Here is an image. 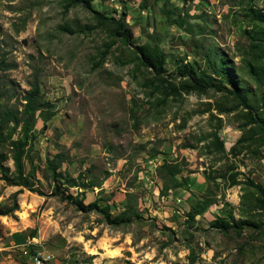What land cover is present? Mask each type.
Segmentation results:
<instances>
[{"label": "rangeland", "instance_id": "374dc122", "mask_svg": "<svg viewBox=\"0 0 264 264\" xmlns=\"http://www.w3.org/2000/svg\"><path fill=\"white\" fill-rule=\"evenodd\" d=\"M257 15L264 0H0V60L13 66L1 102L21 108L38 78L56 111L35 128L34 190L0 180V264H31L24 248L51 264H264ZM144 45L158 47L161 71ZM80 174L93 187L65 184ZM55 185L134 217L110 225Z\"/></svg>", "mask_w": 264, "mask_h": 264}, {"label": "trees", "instance_id": "16d2710c", "mask_svg": "<svg viewBox=\"0 0 264 264\" xmlns=\"http://www.w3.org/2000/svg\"><path fill=\"white\" fill-rule=\"evenodd\" d=\"M94 0H69L71 5H82L90 8ZM257 19L264 23V15H257ZM114 24L117 35L122 36L129 41L131 34L123 29L122 18H110ZM178 25V24H177ZM181 26V24H179ZM140 55L145 62L161 71L164 65L163 56L160 54L158 47L151 48L149 45L137 47ZM13 66L7 63L5 59L0 60V73L12 69ZM227 89V85L223 86ZM56 111L53 110V104L45 101L42 94L38 78L30 84V89L22 97L21 108H12L4 105L0 97V180L5 181L10 186L34 190L36 181V172L34 168L33 149L36 140L35 128L39 120L44 124L48 123ZM11 160L14 169L6 166V161ZM53 162H50L52 164ZM27 165L31 169L27 170ZM52 179L56 183L61 174H58L56 168L51 169ZM82 179L81 174L78 178L65 177L64 182L68 187L89 189L93 187L92 183L79 182ZM53 194L64 201L75 203L80 209L85 211L99 210L105 221L110 225L120 226L132 221L128 210L112 217L109 206L99 208L93 203L84 206L81 202H73L75 197L61 190L58 185L53 188ZM1 213V208H0Z\"/></svg>", "mask_w": 264, "mask_h": 264}, {"label": "built area", "instance_id": "2783aa9c", "mask_svg": "<svg viewBox=\"0 0 264 264\" xmlns=\"http://www.w3.org/2000/svg\"><path fill=\"white\" fill-rule=\"evenodd\" d=\"M23 255L31 264H51L52 255H43V251L34 249V253L29 248L23 249Z\"/></svg>", "mask_w": 264, "mask_h": 264}]
</instances>
